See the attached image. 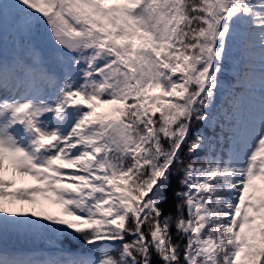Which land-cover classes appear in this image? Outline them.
Masks as SVG:
<instances>
[{"label":"snow or ice","instance_id":"6c2138e0","mask_svg":"<svg viewBox=\"0 0 264 264\" xmlns=\"http://www.w3.org/2000/svg\"><path fill=\"white\" fill-rule=\"evenodd\" d=\"M0 264H264V0H0Z\"/></svg>","mask_w":264,"mask_h":264},{"label":"rangeland","instance_id":"374dc122","mask_svg":"<svg viewBox=\"0 0 264 264\" xmlns=\"http://www.w3.org/2000/svg\"><path fill=\"white\" fill-rule=\"evenodd\" d=\"M49 210H50V211H57L58 209H56L55 206H49Z\"/></svg>","mask_w":264,"mask_h":264}]
</instances>
